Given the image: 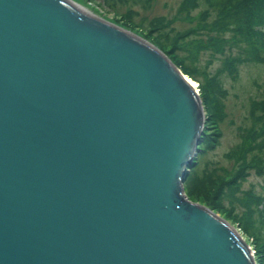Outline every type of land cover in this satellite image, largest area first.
I'll use <instances>...</instances> for the list:
<instances>
[{
  "label": "water",
  "instance_id": "1",
  "mask_svg": "<svg viewBox=\"0 0 264 264\" xmlns=\"http://www.w3.org/2000/svg\"><path fill=\"white\" fill-rule=\"evenodd\" d=\"M190 84L71 0H0V264H256L182 193Z\"/></svg>",
  "mask_w": 264,
  "mask_h": 264
},
{
  "label": "rangeland",
  "instance_id": "2",
  "mask_svg": "<svg viewBox=\"0 0 264 264\" xmlns=\"http://www.w3.org/2000/svg\"><path fill=\"white\" fill-rule=\"evenodd\" d=\"M72 1L81 9L84 8L86 12L132 31L153 45L157 44L158 30H167L168 28L174 32L195 30L194 32L199 33L198 36L189 33L190 35L188 34L182 41L176 43V55L186 54L187 51L193 54L198 53L197 64L200 67L204 65L209 74L214 73L220 66L221 58L214 55L209 49L210 45L207 43L203 31L197 30L200 11L194 10L189 15L181 12L185 0ZM203 43L206 45L203 46ZM158 48L168 58L172 55V53H168L171 47L161 48L159 46ZM174 64L177 66L176 63ZM177 67L181 69L179 66ZM221 77V85L225 91L222 101L223 110L216 116L217 128H212L210 124L205 127L208 129L207 133H210L209 137L212 136L213 139L207 137V139L209 138L207 143L204 144L202 141V145L200 144L203 150L198 153L196 164L191 168L188 178L184 181L185 194L190 200L202 206L214 208L210 209L234 226L254 249L253 240L240 229L237 220L226 211L230 205H226L225 200L215 199V195L221 185L228 179H233L239 171L238 164L241 162L242 152L247 148L246 161L251 153L253 137L251 135L258 123L250 120L249 108L251 101L264 100V64H242L235 79L226 75ZM196 83L200 94L199 82L196 81ZM204 113L207 119L208 113L205 108ZM204 124H206L205 121ZM250 189L257 194H264V176L258 175L255 170L247 169L240 180V190L249 191ZM233 211L241 212L242 209L234 206Z\"/></svg>",
  "mask_w": 264,
  "mask_h": 264
},
{
  "label": "trees",
  "instance_id": "3",
  "mask_svg": "<svg viewBox=\"0 0 264 264\" xmlns=\"http://www.w3.org/2000/svg\"><path fill=\"white\" fill-rule=\"evenodd\" d=\"M194 10L200 11L197 30L203 31L210 45L209 49L221 58L220 66L214 73L209 74L204 65L200 67L197 64L198 53L187 51L186 54L176 55V43L182 41L189 33L198 36L199 33L194 32L195 30H158L156 45L161 48L171 47L168 53H172L170 58L173 62L184 74L199 82L202 102L208 113L202 133V141L206 144L208 139L212 140L213 137H209L210 133H207L208 129L205 127L210 124L212 128H217L216 116L223 110L225 91L221 85V76L235 79L242 64H264V0H185L181 12L189 15ZM205 45L203 43V46ZM249 117L254 123H258L251 135L253 137L251 148L248 147L251 150L249 158L246 161V148L241 154L242 164H238L239 171L233 179H228L221 185L215 199L225 200L226 205H230L226 211L253 240L256 264H264V194H257L252 189L240 190V180L247 169L255 170L258 175L264 176V100L251 101ZM201 145L200 151L203 150ZM234 206H238L242 211H233Z\"/></svg>",
  "mask_w": 264,
  "mask_h": 264
},
{
  "label": "bare ground",
  "instance_id": "4",
  "mask_svg": "<svg viewBox=\"0 0 264 264\" xmlns=\"http://www.w3.org/2000/svg\"><path fill=\"white\" fill-rule=\"evenodd\" d=\"M72 1V0H71ZM73 2V1H72ZM74 3V2H73ZM75 4V3H74ZM83 10H84V8H83ZM131 34H134V35H137V34H135L134 32H132V31H129ZM138 36V35H137ZM150 44H152V43H150ZM153 45V44H152ZM154 47H157L156 45H153ZM158 48V47H157ZM159 49V48H158ZM165 55V54H164ZM166 56V55H165ZM167 57V56H166ZM169 60L171 61V64L174 66V68L185 78V80H187L188 82H190L191 84V88L192 89H194V90H196V94L198 95V97L201 99V101H202V98H201V95L199 94V92H198V88H197V83H196V81L195 80H193L192 78H190L188 75H186V74H184L183 72H182V70L181 69H179L173 62H172V60L169 58ZM203 103V102H202ZM203 129H204V125H203ZM202 133H203V130H202ZM198 139L200 140V143L196 146V148H195V151L193 152V154H192V156H190V158H189V160H188V162L187 163H185V167H184V171H185V173H186V175H185V179L188 177V175H189V172H190V170H191V168L196 164V158H197V155H198V153H199V151L201 150L200 149V144L202 143V134H200V136L198 137ZM185 181V180H184ZM183 184V190H182V193H183V195H184V197L187 199V201H190V202H192V203H195L194 201H192V200H190L189 198H188V196L185 194V187H184V182L182 183ZM197 203V202H196ZM200 205V204H199ZM203 207H205V208H207V209H210V208H208V207H206V206H203ZM204 208V209H205ZM211 210V209H210ZM211 212H212V214L214 215V216H216L218 219H220L221 221H223V223L226 225V226H228L229 228H231L232 229V231H233V233L235 234V233H237L239 236H240V233L237 231V229L234 227V226H232L227 220H225L224 218H222L220 215H218L217 213H215L213 210H211ZM241 237V239L246 243V245L248 246V248H249V251H250V254L252 255V257H253V250H252V247L251 246H249V243H247L246 242V240L242 237V236H240Z\"/></svg>",
  "mask_w": 264,
  "mask_h": 264
}]
</instances>
